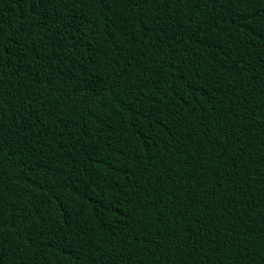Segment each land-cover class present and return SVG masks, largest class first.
<instances>
[{
    "label": "trees",
    "instance_id": "1",
    "mask_svg": "<svg viewBox=\"0 0 264 264\" xmlns=\"http://www.w3.org/2000/svg\"><path fill=\"white\" fill-rule=\"evenodd\" d=\"M2 264H264V0H0Z\"/></svg>",
    "mask_w": 264,
    "mask_h": 264
},
{
    "label": "snow or ice",
    "instance_id": "2",
    "mask_svg": "<svg viewBox=\"0 0 264 264\" xmlns=\"http://www.w3.org/2000/svg\"><path fill=\"white\" fill-rule=\"evenodd\" d=\"M41 2H42V0H32L33 4H39ZM0 264H2V261H0Z\"/></svg>",
    "mask_w": 264,
    "mask_h": 264
}]
</instances>
